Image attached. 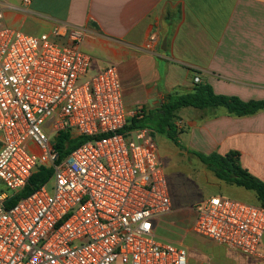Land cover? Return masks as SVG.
<instances>
[{"label": "built area", "instance_id": "obj_1", "mask_svg": "<svg viewBox=\"0 0 264 264\" xmlns=\"http://www.w3.org/2000/svg\"><path fill=\"white\" fill-rule=\"evenodd\" d=\"M85 37L66 23L29 35L0 10V264H189L155 235L173 203L154 131L125 129L141 109L127 110L116 64L93 70ZM62 133L88 141L62 158ZM39 168L52 176L7 207ZM192 211L195 234L260 255L263 206L213 196Z\"/></svg>", "mask_w": 264, "mask_h": 264}, {"label": "crops", "instance_id": "obj_2", "mask_svg": "<svg viewBox=\"0 0 264 264\" xmlns=\"http://www.w3.org/2000/svg\"><path fill=\"white\" fill-rule=\"evenodd\" d=\"M0 10L6 25L33 36L51 32L56 23L84 29L93 70L118 66L130 113H155L169 97L192 93L197 85L246 103L264 101V0H0ZM153 34L158 41L148 51ZM175 125L180 151L196 158L200 179L216 187L209 197L227 198L228 186L244 188L219 180L198 155L235 152L241 167L264 183V110L237 117L225 107H186ZM170 192L173 211L157 221L156 237L159 227H173L171 232L195 220ZM253 200L245 202L259 204L255 193ZM195 235L189 264H222L215 260L229 251L243 254ZM263 248L264 240L260 255Z\"/></svg>", "mask_w": 264, "mask_h": 264}, {"label": "trees", "instance_id": "obj_3", "mask_svg": "<svg viewBox=\"0 0 264 264\" xmlns=\"http://www.w3.org/2000/svg\"><path fill=\"white\" fill-rule=\"evenodd\" d=\"M186 107L198 109L225 107L231 114L243 117L264 110V101L246 103L237 97L217 95L208 85H197L192 93L169 97L155 113L147 114L142 109L137 116L128 121L125 129H152L157 133L166 135L177 147L183 149L179 139L180 132L177 130L175 121L177 120V112ZM87 141L88 138L83 136L72 138L69 133H62L57 139V150L59 155L64 158ZM198 157L219 180L254 192L259 203L257 205L264 207V183L241 167L237 153L232 152L225 156L219 154L198 155ZM51 176L52 170L39 168L33 174L26 188L9 198L7 207H11L21 198L31 195L36 189L45 184Z\"/></svg>", "mask_w": 264, "mask_h": 264}, {"label": "rangeland", "instance_id": "obj_4", "mask_svg": "<svg viewBox=\"0 0 264 264\" xmlns=\"http://www.w3.org/2000/svg\"><path fill=\"white\" fill-rule=\"evenodd\" d=\"M89 75H93V72H90ZM153 139L158 145L170 189L180 199V205L193 212L192 208L207 199L210 195H213L216 187L200 179L197 172L199 169L196 166L199 164L197 159L188 156L184 151L181 152V149L166 135L155 133ZM0 185L2 184L0 183ZM228 190L229 193L225 194L228 196L227 198H235L243 202H255L253 200V192L234 186H228ZM190 221L185 222L181 228L174 229L171 232L169 229L173 227L168 226V229L166 226L159 227L156 230L157 240L164 244L187 248L191 257L190 249L196 235L192 231L193 221ZM216 261L222 262V264H264V253L259 256H248L229 251L228 256L223 255L221 258H217Z\"/></svg>", "mask_w": 264, "mask_h": 264}]
</instances>
